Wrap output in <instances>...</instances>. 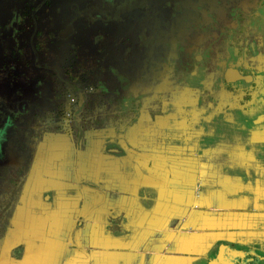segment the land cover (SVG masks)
<instances>
[{"label":"rangeland","instance_id":"rangeland-1","mask_svg":"<svg viewBox=\"0 0 264 264\" xmlns=\"http://www.w3.org/2000/svg\"><path fill=\"white\" fill-rule=\"evenodd\" d=\"M182 109L264 124V0H0V255L46 136Z\"/></svg>","mask_w":264,"mask_h":264},{"label":"crops","instance_id":"crops-1","mask_svg":"<svg viewBox=\"0 0 264 264\" xmlns=\"http://www.w3.org/2000/svg\"><path fill=\"white\" fill-rule=\"evenodd\" d=\"M182 112L46 136L0 264H264V124Z\"/></svg>","mask_w":264,"mask_h":264},{"label":"trees","instance_id":"trees-1","mask_svg":"<svg viewBox=\"0 0 264 264\" xmlns=\"http://www.w3.org/2000/svg\"><path fill=\"white\" fill-rule=\"evenodd\" d=\"M11 123H6L4 127L0 128V155H1V147L3 143L6 141L7 131H9ZM22 248H18L13 251L12 255L16 259H20L22 257Z\"/></svg>","mask_w":264,"mask_h":264},{"label":"water","instance_id":"water-1","mask_svg":"<svg viewBox=\"0 0 264 264\" xmlns=\"http://www.w3.org/2000/svg\"><path fill=\"white\" fill-rule=\"evenodd\" d=\"M231 72H233V71H228V74L229 73H231ZM227 74V80L230 82V81H232L233 79L235 80V78L237 79L238 78V75L237 74H235L236 75V77H234V78H232V77H230L229 75Z\"/></svg>","mask_w":264,"mask_h":264},{"label":"flooded vegetation","instance_id":"flooded-vegetation-1","mask_svg":"<svg viewBox=\"0 0 264 264\" xmlns=\"http://www.w3.org/2000/svg\"><path fill=\"white\" fill-rule=\"evenodd\" d=\"M231 71V70H230Z\"/></svg>","mask_w":264,"mask_h":264}]
</instances>
